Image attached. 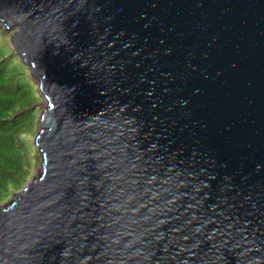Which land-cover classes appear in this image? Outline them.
<instances>
[{
	"label": "water",
	"instance_id": "1",
	"mask_svg": "<svg viewBox=\"0 0 264 264\" xmlns=\"http://www.w3.org/2000/svg\"><path fill=\"white\" fill-rule=\"evenodd\" d=\"M41 95L0 264H264V0H0Z\"/></svg>",
	"mask_w": 264,
	"mask_h": 264
},
{
	"label": "trees",
	"instance_id": "2",
	"mask_svg": "<svg viewBox=\"0 0 264 264\" xmlns=\"http://www.w3.org/2000/svg\"><path fill=\"white\" fill-rule=\"evenodd\" d=\"M1 32L2 26H0V203H3L12 191L21 188L32 173L35 147L26 138L33 134L32 129L36 126L35 102L41 97L36 87H29L34 81L9 44L8 51L2 47Z\"/></svg>",
	"mask_w": 264,
	"mask_h": 264
},
{
	"label": "rangeland",
	"instance_id": "3",
	"mask_svg": "<svg viewBox=\"0 0 264 264\" xmlns=\"http://www.w3.org/2000/svg\"><path fill=\"white\" fill-rule=\"evenodd\" d=\"M2 34V47H4L5 48V50L6 51H8V48H7V45L9 44V35H10V31L9 30H6V31H4V32H1ZM0 39H1V36H0ZM9 47H10V44H9ZM11 48V47H10ZM32 79V78H31ZM34 82H32V84H31V86H29V87H36V89L38 88L37 87V83H36V81L35 80H33ZM40 101L41 100H38V101H36L35 102V105H36V111H37V116H38V112L40 111V108H41V105H40ZM35 105H34V107H35ZM31 108H33V107H31ZM35 122H36V126H35V128H33L32 129V132H33V134L30 136V137H28V138H26V140H28V141H30V142H32V140H33V138H34V136H35V133H36V131H37V119L35 120ZM35 150V149H34ZM33 158H34V163H33V170H32V173H31V175L39 168V163H40V160H39V157H38V155H37V153H36V151L34 152V155H33ZM30 175V176H31ZM30 178V177H29ZM29 178H28V180H29ZM27 180V181H28ZM27 181L25 182V183H27ZM24 183V184H25ZM23 184V185H24ZM22 185V186H23ZM21 188H18L17 190H14V191H12L11 193H10V195L8 196V198H7V200L6 201H4V202H7L10 198H11V196L13 195V193H16V192H18L19 190H20Z\"/></svg>",
	"mask_w": 264,
	"mask_h": 264
}]
</instances>
